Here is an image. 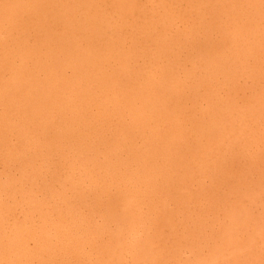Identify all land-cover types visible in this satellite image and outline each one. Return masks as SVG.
Returning <instances> with one entry per match:
<instances>
[{"label": "rangeland", "instance_id": "1", "mask_svg": "<svg viewBox=\"0 0 264 264\" xmlns=\"http://www.w3.org/2000/svg\"><path fill=\"white\" fill-rule=\"evenodd\" d=\"M2 1L3 0H0V4ZM93 1L97 5L96 9L99 11V15H102V18H104L106 25H107V28L105 30L106 32L103 33L99 38H96V41H94V46H96L98 49H103V51H104V48H106L107 45H110L112 42H116V40L119 39L120 42H118L119 45H117L118 49H121L123 52L127 53L126 56L125 57L122 56V58H116V56H112V58L109 59V61L105 64V66L102 64V69H104L103 72L107 76H111L114 73H115V75H119L120 73L125 72L126 75H121L120 78H119V76H117V79L120 82L121 86L123 84L126 85L125 87H123V86L121 87L119 84V89L121 91H124V93L125 92L129 93L132 91H136V92L140 91L137 88H140V89L146 88L147 89L150 87V89H151V88H153V86L159 90L161 88L162 93H163L167 88H168V90H170L171 87L169 85H171L173 83L172 87L174 86V89H178V92L180 94L178 93L177 96H175V94L173 95L171 93L170 96L172 98H170L169 100H166L168 104L170 103L169 106H168V104L166 105V107L168 106L167 110H169L170 112L176 111L175 114H173V112L170 113L169 111H167V113L165 115H163V117L162 116L159 117V116H157L158 115L157 110L154 109L157 112V113L154 112V115L157 116L158 118H154L155 116H152V118L154 119V121L159 119V121L161 120V122L158 121L159 123L157 122V124H156V122H155V124H154V121L152 119H151L152 121L151 120L147 121L148 117L145 118V116H144L145 121L143 118H141L142 121L144 123L147 121L146 123L148 124V122H149V124L147 126L146 125L143 126L142 128L140 127V130H139V128H138L139 126H136V128H135L134 121L132 119H130L129 112H128L127 108L124 105H122L121 99H117L115 101L114 100L115 96L113 95L112 91L106 89V91H107L106 95H105L106 98L102 97L101 104L100 105H94V107L92 106L90 109L89 124L91 125L92 128L90 129V132L85 131L84 135H85V137H87V135H90V137L91 136L92 137L91 138L89 137L88 138L89 140L88 139L85 140V142H84L85 144H83L84 147L82 148V150H80V151H77L74 149L68 150L66 152L65 159H61V161L59 158H57V160H56L55 156L52 158L53 160L51 159L50 161L45 162V163L43 161V164L41 167L43 179H41V181L46 182V180H47V182L49 184L51 183V187L54 189V191H55V189H57V194H55L56 192H54L53 195H51V193L49 191H48V193H46L47 190H43V191L41 190V188L44 187V183L40 184L41 183L40 180L36 184L37 187L38 186L39 187L37 188L36 186H34L36 203L39 205L42 204L41 205V208H43L42 212L45 213V215H46V213L48 211L47 219L50 218L49 219L50 222H47L48 224L44 228H47L48 231L50 232L51 236H53V234L55 232L54 231L55 226L59 222H61V223H63V225L65 226V228L68 231H71V235H73V236L74 235L75 236L76 235H82V233L84 231L83 230L84 227L86 228V225L88 224V223L85 224L86 222L82 223V221L85 219V217L88 218L90 216L91 221L93 223L90 224L91 226L89 225V227H90L89 230L94 229V225L97 223V225H95V228L100 233L95 236V239H94L95 245H92V246L88 245V246L84 247V249L82 251V255L84 257H81L80 264H98V261L100 259H102V261L103 260L107 261L108 260L107 256H101L100 257V255H98V252L95 250L93 251L92 249H97L101 245H106V246L110 245L111 244V236H115V238H116L117 235L119 234V232L122 236V238H121L122 244L120 247H121V250L124 251L123 261H122V259L120 261L122 264H133L134 263V257H135L134 252L135 251L139 252L137 245L146 238L147 239L143 242H146V241H148V239H151V238L155 239V242L157 245L156 247L158 248L159 256H160L159 257V264H195L197 260L199 262V258L197 259V255L195 253L200 251V254L203 257H206L209 254H211L210 250H211L212 246H214L213 244L217 245V243H216L217 236H215V234L218 235V238L221 237L220 239H222L224 236V235L222 236V234H224V232H227L229 229H233V230L237 231V232L235 231L236 235L234 233L233 234L236 236V238L235 237L234 238L236 239V241L238 240V243L239 242H241V243L245 242V243H248V245H249V243L251 244L252 241L254 243V244L252 243L254 249L253 248L247 249V248L242 247V252H241V249H240V251L236 250L237 251L235 253L236 254V260L237 261L239 260L238 264H244V261L245 262L247 261V264H248V260L251 259V255H252L253 251H254V253H253L254 255H252V256H256V257L260 258V262H263V264H264V243H262V242H264V239H263L264 238V176H263L264 175V0H225V2H224V0H195V1L194 0H191V1L190 0H183L184 2L182 0H180L182 2H180L179 0H176V1L175 0L174 1L165 0V2H164V0L163 1L160 0L161 1L160 2L158 0L160 3L157 0H151V1L150 0H146V1L140 0L144 5H147L145 7H143L144 5H142V3L138 0L137 2L139 4L137 5V8H139V9H136L134 14L132 13L133 15L121 14L120 11L114 5L113 0H93ZM170 1H172V3ZM189 1L191 2V4H188V3H190ZM200 1L202 2V5H201ZM146 2L149 3V6ZM152 2H154V3H152ZM175 2H177V3H175ZM195 2L197 4H195ZM213 2L215 5L213 4ZM140 3L142 6L140 5ZM157 3L159 5L158 8H157ZM230 3L232 5H230ZM186 4H188V5H186ZM153 5H154L153 8L155 11L154 10L152 11ZM167 5H169V8L171 10L168 9ZM139 6H141V7H139ZM206 6H208V7H206ZM193 7H194V9H192ZM232 7L233 8L235 7V8L233 9ZM115 9H116V11H115ZM140 9H141V11H140L141 13H139ZM165 9H166V11H164ZM195 9H197V11ZM245 9H247V10H245ZM144 10L147 11V13ZM179 10L181 11V14H180ZM162 11H164V12H162ZM173 11L176 12V13L174 12L175 15H174V13H172ZM178 11H179V15H178ZM142 12H143V15H139V14H142ZM166 12H168L169 15ZM184 12H185V14L188 13V15L186 14L187 16L184 14L186 17H183L184 15L182 16V14ZM196 12H198V13H196ZM144 13H146V14L144 15ZM150 13L153 15L154 14L158 15V16H153ZM159 14H161V15L159 16ZM189 14H190V16H189ZM129 15L132 16V18ZM133 16H134V19H133ZM175 16H176V19H175ZM177 16L179 17L180 22H178ZM151 17H153V18H151ZM164 17L165 18L167 17V18L164 19ZM168 17H169V19H168ZM136 18H138L137 22H136ZM182 18H183V22H181ZM187 18H188V20H185ZM152 19L154 21L155 20L156 21L153 22ZM191 19H193L194 22ZM254 19H256V20H254ZM123 20L125 22H126V20L129 21V22L128 21L126 22V23H128L127 27H125L126 23ZM132 20H134V21H132ZM139 20L141 22L142 21L143 22L141 23ZM161 20H162V22H160ZM196 20L198 23H196ZM121 21H123V22H121ZM167 21L169 24L172 21V23H171L172 25L170 24L171 25L170 28L168 27L169 24L167 23ZM80 23H85L84 26H86L88 28L90 26L92 27V25H93L90 22V19L87 18V16H86L85 20L80 21ZM130 23H131L132 28L129 27ZM163 23H164V25H163ZM201 24H203V25L201 26ZM122 25H124V27ZM137 25L139 26V29H138ZM141 25H143L145 28H143V26H141ZM192 25H193V28L190 27ZM151 26L153 27V29L150 28ZM185 26H186V31H185V28H183ZM136 27H137V29H136ZM146 27H148V28H146ZM194 27H196V28H194ZM125 28H127V30ZM162 28L163 29L167 28V30H163ZM130 29L132 30L133 33H131ZM144 29H145V31L141 32ZM147 29H149V30H147ZM137 30H139L141 33L138 32ZM180 30L182 33L179 32ZM187 30H189V32ZM190 30L192 31V33ZM211 30H212V32H211ZM147 31H150V32H147ZM194 31L196 33H193ZM118 32H120V33H118ZM136 32H137V34H136ZM146 32H147V35H146ZM154 32L156 34H154ZM161 32L164 34L166 33V34L164 36H162ZM167 32H168V34H167ZM197 32H198V34H197ZM148 33H150V34H148ZM180 33H181V35L185 33V35L181 36ZM118 34H120V35H118ZM135 34H136V36H134ZM195 34H196V36L199 35V37L194 36ZM114 35L116 37H114ZM138 35H140V36H138ZM143 35L145 37L140 38ZM174 35L175 36L178 35L180 37V39L176 38L177 39L176 41L178 42V44H177V42L175 43V36ZM147 36H149L148 37V39H150L149 41L146 39ZM187 36L189 38H186ZM138 37L140 38V40ZM150 37H153V39H155L156 41ZM158 37H161V38H158ZM164 37H167L168 39L164 38ZM170 37H171V39H170ZM193 38H195V39L193 40ZM121 39L123 40L122 42H121ZM197 39H198V42H197ZM119 40H117V41H119ZM136 40H137V42H136ZM205 40H207V41H205ZM139 41H142V42H139ZM161 41H162V43H161ZM210 41H212V42H210ZM187 42L188 43L190 42V43L188 44ZM146 43H148L149 46H147ZM155 43L156 44L159 43L162 45L164 44V45L161 46L158 44L160 46L159 47V46H156ZM184 43L187 45V47H185L186 45ZM131 44H133V45H131ZM208 44H210V45H208ZM165 45H166V48L164 47ZM259 45H260V47H258ZM129 46H130V48H129ZM139 46H140V48H139ZM190 46L192 47V49ZM171 47H172V49H171ZM161 48H163V49L161 50ZM133 49H135V50H133ZM137 49L139 50V53H138ZM166 49H167V51L171 49L170 51L173 54L170 51L169 52L171 53V55H174L172 58V61L170 58L171 57L170 54L165 55L164 52L166 51ZM186 49H188V50H186ZM196 49H198V51ZM133 51H135V52H133ZM142 51L145 52L144 55H143ZM156 51H157V53H156ZM158 51L159 52L161 51L160 52L161 56L159 55L160 53ZM129 52H131V54ZM182 52H184V54ZM146 53H148V54H146ZM188 54L192 55V57L190 56L192 59L187 57V56H189ZM206 54L209 57H211V62L213 63L212 67H210L209 65H208L209 67L207 66V63H206L207 61L205 60V59H207ZM167 55H168V58H167ZM147 56H148L149 60H148ZM163 56L165 57L164 59H163ZM132 57H133V59H132ZM143 57H145V58H143ZM134 58L137 59V63L135 61L136 59H134ZM138 58L140 59L139 60L140 65H138L139 64ZM146 58H147V60H145ZM129 59L131 60V62H130L131 64L130 63L128 64ZM141 59H142V61H141ZM185 60L187 62H185ZM149 61L151 64L149 63ZM132 62H135V63H132ZM177 62H178V64H177ZM194 62H196V63H194ZM203 62L205 64H203ZM180 63H182V65ZM183 63H185V64H183ZM190 63L191 64L193 63L192 66ZM145 64L148 67L145 68ZM172 64L174 66L176 65L175 69H173ZM153 65H154V67H153ZM140 66H142V67H140ZM138 67H140V68H138ZM156 67H158V68L155 70ZM181 67H183V68H181ZM185 67H186V69H185ZM150 68H151L152 72L150 71ZM191 69L193 70V72H191L192 71ZM196 69H198V70L196 71ZM176 70H177V72H176ZM199 70H201V72ZM155 71H157V72H155ZM174 71L177 73L178 79H177L176 73H174ZM204 71H206L205 72V74L207 73L206 75L204 74ZM224 71H226V72H224ZM137 72L139 74L141 73L142 75H138ZM143 72L145 75H143ZM183 73L184 74L187 73V74H185L186 78H184L185 75ZM71 74H72L71 71L68 70L67 78L69 80L73 79V75H71ZM147 74H149V75H147ZM150 74H152V75H150ZM156 74H157V77L153 76ZM166 74H167V77H166ZM193 74H194V76H193ZM187 75H189V77H187ZM255 75H256V78L254 77ZM160 76H161V78H160ZM199 76H201V77H199ZM249 76H251V77H249ZM139 77H141V79L139 80L140 82L138 81ZM192 77H193V79H192ZM130 78H132V79H130ZM143 78H144V80L142 82ZM206 78H207V80L209 78L210 84H209V82H206V84H203V80L204 79L206 80ZM133 79H136L137 81L133 80ZM169 79L171 80V83L169 82L170 81ZM146 80L148 83L146 82ZM192 81H193V83H192ZM180 82H184L185 85L181 86L183 83L179 84ZM137 83H139V84L144 83V84H147L148 86L144 85V84L143 85H141V84L137 85ZM165 83L167 84V86H165L166 85ZM168 83H169V85H168ZM219 83H221V84H219ZM224 83H225V85H224ZM132 84H134V85H132ZM157 84L159 86L158 88H157ZM151 85H153V86H151ZM192 85L194 87H191ZM196 85H198V86H196ZM135 86H137V87H135ZM178 86H180V87H178ZM200 86L204 87V88H201L200 90L196 91L195 88L200 87ZM162 87H163V89H162ZM187 87H189V88L187 89ZM126 88H128V89H126ZM164 88H165V90H164ZM180 88H183V91L180 90ZM120 90H118L117 92H118V94L121 95ZM231 90H233V91L231 92ZM165 92H167V90ZM189 93H191V95H189ZM234 93H236L237 95ZM184 94L187 96L186 98H185ZM177 98L179 101L177 100ZM106 99L107 100L112 99V101H114V103L116 102V105L114 103L112 105L111 100L107 101ZM185 99H186V101H185ZM188 99L190 100V102ZM77 100H78V98L76 99V102L74 104L75 106L79 105V103L81 102V101H79V100L77 101ZM175 100L178 101V103L175 102ZM171 101H173V102H171ZM180 101H182L183 103ZM179 102L181 103L180 109H179V107H180ZM184 102H185V104H184ZM172 103L173 104L175 103V104L173 105ZM176 104L179 106H177ZM136 105H139V103L137 102ZM176 106H177V108H175ZM182 106H184V107H182ZM208 106H210L209 109H208ZM172 107H174L173 109H178V111L173 110ZM192 107L194 108V110ZM154 110H152L150 107V112L151 111L153 112ZM189 110L192 111V113ZM208 110H209V112H208ZM193 111L196 113V115H194L195 113ZM147 112H149V111L148 110L145 111V113H147ZM200 112H202V113L200 114ZM260 112H262V113H260ZM177 114H178V116H177ZM148 115H150V114L148 113ZM172 116H173V119H172ZM183 116H185V118ZM187 116H189V117H187ZM251 116H252V119H251ZM174 117H175V119H174ZM177 117H179V118L176 119ZM233 117H235V118H233ZM166 118H167V121L165 120ZM183 119L185 121V124L188 122L186 125L184 124V121H182ZM122 121L125 122V123H123L124 125L121 123ZM164 121H166V122H164ZM195 121H197V122H195ZM119 122L121 123V125H118V124H120ZM189 122L192 124H190ZM126 123H129V124L126 125ZM163 123H165L166 126ZM179 123H180L182 128L180 127ZM130 124H132V125H130ZM149 125H150V127H148ZM117 126H118V128H116ZM151 126H152V128H151ZM154 126H156V127H154ZM164 126H165V128H164ZM144 127H145V129H144ZM157 127H160V128H157ZM114 128H115V130H113ZM130 128L133 131L132 132L133 135L130 134L131 131L129 132ZM154 128H157V129H154ZM153 129L155 130V131H153L154 133L157 131L154 136H153L154 133L152 132ZM186 129H187V134H186ZM182 130L183 131L185 130V132H183V133L181 132V134L179 136V133ZM190 130L192 131V133H190L191 132ZM162 131H163V136L161 137L160 135H162V133H161ZM134 132L135 133L137 132V133L135 134ZM126 133L128 134V136ZM149 133H151V134H149ZM158 133H160V134L158 135ZM170 133L172 134V140L170 139V136H171ZM124 134H126V135H124ZM139 134H141L143 137ZM184 134H186V136L188 135L187 136L188 140H186L187 138H184V137H186ZM111 135H112V137H110ZM149 135H151V138ZM156 135L160 136L159 138H161L162 140H165V143H167V144L165 145L163 143V145H162V140L159 139L158 137L157 138L159 140L156 141V143H158V144H155V143L152 144V142L154 141V138H156ZM189 135H191V136L189 137ZM196 135H197V137H196ZM201 135H202V137H201ZM134 136H136V137H134ZM140 136L142 138L139 139ZM214 136H215V138H214ZM130 137L131 138L134 137V138L130 139ZM163 137H165V138L163 139ZM112 138H114V139H112ZM127 138H128V142H131V140H132V142L128 143ZM191 138H192V140H191ZM218 138H220V140H218ZM129 139H130V141H129ZM134 139L136 141H134ZM177 139H181L183 144L179 140L176 141ZM221 139H222V141H221ZM117 140H119V141L117 142ZM121 140L123 141V144L121 143ZM147 140H148V142H147ZM195 140L196 141L198 140L199 142H195ZM141 142H142V144L144 143L143 146L145 148L141 146ZM147 143L149 145L151 144V146H147L148 145ZM125 144H126V146H125ZM129 144H131V145L129 146ZM186 144H189L190 147H189V145H186ZM174 145L176 146L177 149H175ZM185 145H186V147H185ZM200 145H201V147H200ZM157 146L158 147L164 146L163 148L160 147L161 150L164 149L163 152L166 151L165 148L167 146H168L167 147L168 149L166 148L167 151L165 153H163L160 149H158ZM172 146H174V147H172ZM178 146H179V148H178ZM139 148H140V150H139ZM146 149L152 150L153 153H151V151H146ZM153 149H155V150H153ZM157 149H158V151H157ZM191 149H192V151H190ZM168 150L173 151V153L176 154L175 157L173 156L174 154L171 151H170V154L167 153V152H169ZM186 150H187V152H186ZM193 150H195V152L197 151L196 153H197L198 157L195 154L196 158L195 157L189 158L190 156L187 154H188V152L195 153V152H193ZM198 150H200V151H198ZM98 151H99V153H98ZM142 151H144V155H143ZM156 151H157V153H156ZM174 151H176V152H174ZM154 152L156 154H154ZM182 152H184V154ZM72 153H73V155H72ZM141 153L143 156H141ZM129 154H131V155H129ZM147 154H149L148 158H147ZM157 155H158V157H157ZM168 155H170V156H168ZM182 155H185V156L187 155L186 158H188V159L184 158L185 156L182 157ZM179 156H180V158H179ZM199 156L202 158H200ZM90 157H91V160H89ZM153 157H155V159ZM217 157H219V159ZM79 158H80V160H79ZM85 158H87V159H85ZM144 158H145V160H144ZM151 158H153V159H151ZM162 158L163 159L166 158V159L161 160ZM73 159H75L74 162H73ZM174 159L175 160L177 159V160L175 161ZM143 160H144V162H143ZM148 160H149V162H148ZM170 160H172V162H170ZM231 160H233V161H231ZM81 161H83L84 164L87 163V164H85V165H87V168ZM91 161H93V164ZM150 161H153V162L151 163ZM173 162L176 163V165L173 164ZM41 163L42 162L39 161L38 166H40ZM58 163H61V164L59 165ZM155 164H157V166ZM169 164H170V166H168ZM172 164L175 166H173ZM79 165H81V166H79ZM164 165H165V167H164ZM68 166H69V169L71 167L72 170L67 169ZM186 167L188 168L187 170H186ZM48 169H49V171L47 173ZM84 169H86V171ZM55 170H57L58 173H55V172H57ZM18 171H19V165L18 164H15L9 170H7L6 167H5V169H3V165L0 164V172L5 175V176H2L3 179L6 178L7 173H10V174L12 173L13 175L11 174V176L13 177V179H15L17 177L18 179L17 178L16 179L20 180L19 178L21 177L20 176L21 174ZM82 171H83V173H82ZM190 172H192V173H190ZM44 174H46V175H44ZM51 174L54 176L53 178H51V176H52ZM55 174H57L56 176H58V177H56ZM68 174H69V177H68ZM184 174H186V175H184ZM183 175L185 176V178H183L184 177ZM93 177H94V179H93ZM187 177H189V179H187ZM71 178H74V179H71ZM88 178L90 179V181ZM245 178H246V180H244ZM68 179H69V181H68ZM77 179L80 183L77 181ZM175 179H176V181H174ZM54 180H56L57 182L55 183ZM95 180L97 182H94ZM172 180L174 182H171ZM179 180H181V181L185 180V186L187 188H183L182 183ZM72 181H74V182L76 181V182L74 183ZM244 181H245V184L243 183ZM248 181H249V183H248ZM64 182H65V184H64ZM77 182L80 185L76 184ZM59 183L62 186H64L63 188L64 189L66 188L67 191H65L66 189L63 190L62 186ZM28 184H29V186L31 185L30 183H28ZM29 186H27L28 188H26L25 190H28ZM75 186H76V188H75ZM81 186H83V187H81ZM104 187H105L106 193L103 190ZM248 187H249V189H248ZM84 189L85 190L87 189V190L85 191ZM184 189H187V191L184 192L185 191ZM216 189H218V190H216ZM74 191L79 192V195L81 193L83 194V192H84V194L86 195L85 196L83 194L85 197V205H82V203H79L78 195H76L78 193H75ZM108 191L113 193L112 195L110 194L111 195L110 197H109ZM61 192L63 195L61 194ZM66 192H67V194H66ZM86 192H90L92 197L90 196L89 193H86ZM179 192H181V193H179ZM59 193H60V195H59ZM54 194H55V196H54ZM191 194H193V195H191ZM66 195H67V198L65 197ZM179 195H181V196L187 195V197H189L188 195H191L190 201H188L189 206L187 205L186 207H184L183 205L179 204V200H177L178 198H180V197H178ZM63 197H65L66 199H68V197L69 198L71 197V199H68V201L75 208L79 207L78 212L81 211V213H80V215L75 216V217H77L76 218L77 220L74 219L75 217H73L72 215H71L72 217H70V215L68 214L67 207L64 205V203H62ZM86 197H88L89 200L91 199V201H86V200H88ZM42 198H46V199L44 200ZM72 198H74V199H72ZM108 198H109V200H107ZM5 199H4V202H6V207L9 204H12V201H10L9 198H5ZM17 200L20 204H18V206L15 208L17 210L16 212L14 211V208L5 210L6 208L2 207L3 208L2 209L0 206V216L4 217L3 218L4 221H0V223H2L0 229L1 230L3 229L2 231L5 233L6 236H8V235H9L8 237L12 236L13 235L12 230L14 227L13 221L17 220V218H18L21 220V222L22 221L26 222L25 223L26 226H25V224L23 222L21 223L20 220H17L21 224H24L25 227L34 229L35 231H38V232H39V229L41 231L43 228V226H42L43 222H41L39 213L38 212L37 213L36 212L30 213L31 212L30 209H32V208L29 209V206H27V204H25V201L23 199H21L20 197H18ZM19 200H21V202ZM39 200H40V202H39ZM51 200H52V202H51ZM110 200L111 201L115 200L116 205L114 206V208L116 211H118V213H120L119 211L122 209L123 206L126 207V205H125L126 203L123 201H129L130 202L131 205H129V206L131 207L132 214H131V217L126 219L128 221H127L124 228H122V226L118 222H115V221L109 219V217L106 213V210H107V207H109V204H110L109 201ZM43 201H45V202H43ZM75 201H77V202H75ZM240 201H241V204H239V205H241V206H240V209L238 211L241 214V217H240L241 220L244 219V223L242 224V221L239 219L240 222L237 221L236 225H232V224H235V222H232V224H231L230 223L231 221L227 217L232 213L231 212L233 209L232 204H234V203L238 204ZM54 202H56V203L59 202L56 205L57 207L54 206ZM115 202H114V204H115ZM21 203H22L23 207L21 206ZM86 206H89V208ZM116 207H118V208H116ZM207 207H208V209H207ZM209 207H210V209H209ZM52 208H54V209H52ZM164 208L167 211L166 213L164 212ZM58 209H60V210L63 209L62 211H59V212H62L61 214H62V217L64 219L63 221H61L59 216H58V213H59ZM22 214H23V216H22ZM162 214H163V216H164V214H167L170 217L172 215V221L173 222H172V225H170V229H169V227L164 228V232H162L164 238L162 237V238L158 239L156 237V233H158L157 229L162 225V222H161L163 219ZM243 215H245V216H243ZM78 216L80 217V219L78 218ZM123 216L125 217V215H123ZM102 217L105 218V220L100 221ZM258 217H260V218H258ZM10 218H11V220H9ZM26 218L28 221H25ZM106 219H107V222H106ZM34 221H36V222H34ZM105 223H106V225H105ZM158 223H159V225H158ZM129 224L132 225V227L128 226ZM38 225H40L39 228H38ZM80 226H81V228H80ZM99 226H101V227H99ZM230 227H234L235 229L230 228ZM118 228H120V229H118ZM131 228L133 230H131ZM150 228H151V231H150ZM10 229H12L11 230L12 233H11ZM61 229H63V227H61ZM117 229L120 231H117ZM5 231H7V232H5ZM9 231L12 235L9 233ZM232 231H230V232H232ZM198 232H199V234H201L199 236V239L192 240V234L198 233ZM133 233L134 234L136 233V235H138V236H136L137 238L135 237V235ZM143 233L145 235L146 234L147 235L145 236ZM82 236H85V235H82ZM232 237H233V235H232ZM11 238H13V237H11ZM140 238H141V240H139ZM250 238H252V239H250ZM247 240H249V241L247 242ZM50 241H52V243H51L52 246H54V244H57V240L55 238L51 237ZM33 242L34 241L28 242V248L32 252L36 251V249H37L35 243H33ZM165 245H167V246H165ZM154 247H155V244H154ZM88 248H89V250H88ZM229 249L230 248H228L227 250H229ZM237 249L239 250V248H237ZM119 250H118V252L120 253L121 250L120 251ZM224 250H225V252L227 251L226 249H224ZM83 252H84V254H83ZM225 252L223 254L224 256L222 255L221 260L219 259V261L217 263L221 262L220 264H223L222 262H224V261L228 262V261L232 260V256L234 255L233 251H232V253L227 252L226 254H225ZM255 252H256V254H255ZM86 254H87V256H86ZM62 256H63V259H61V256L59 257V255H56V258L54 257L55 260H52L51 258L50 259L45 258L44 260L46 261V264H50V261H51V264H56L57 262H58L57 264H60V263H62V261H64L66 263L67 258L64 257V255H62ZM93 256H95V257H93ZM119 256L120 255L118 254L117 259H119ZM229 258H231V259L228 260ZM173 260H175V261H173ZM256 260H257V258H256ZM71 261L72 262H68V263L77 264V262H78V261H76L75 258ZM38 262H39L38 259H34V260L30 261V263H32V264H39ZM251 262H252V260H251ZM217 263H215V264H217ZM108 264H111V263H108Z\"/></svg>", "mask_w": 264, "mask_h": 264}, {"label": "bare ground", "instance_id": "2", "mask_svg": "<svg viewBox=\"0 0 264 264\" xmlns=\"http://www.w3.org/2000/svg\"><path fill=\"white\" fill-rule=\"evenodd\" d=\"M138 0H113L114 5L116 6V8L120 11L121 14L123 15H128L131 14L133 15L134 12L136 11L137 5L139 4L137 2ZM140 1V0H139ZM142 1V0H141ZM140 1V2H141ZM146 1V0H144ZM151 1V0H150ZM158 1V0H157ZM160 1V0H159ZM158 1V2H159ZM163 1V0H162ZM174 1V0H172ZM172 1H170L172 3ZM176 1V0H175ZM180 1V0H179ZM183 1V0H182ZM180 1V2H182ZM191 1V0H190ZM189 1V2H190ZM195 1V0H194ZM149 2V1H148ZM161 2V1H160ZM159 2V3H160ZM165 2V0H164ZM179 2V3H180ZM184 2V1H183ZM188 2V1H187ZM201 2V1H200ZM199 2V3H200ZM219 2V1H218ZM225 2V0H224ZM251 2V1H250ZM142 3V2H141ZM140 3V5H141ZM147 3V2H146ZM150 3V2H149ZM149 3L148 6H149ZM154 3V2H152ZM177 3V2H175ZM156 4V3H155ZM168 4V3H167ZM188 4H191L188 3ZM186 4V5H188ZM195 4H197L195 2ZM214 4V2H213ZM142 5H144L142 3ZM141 5V6H142ZM151 5V4H150ZM171 5V4H170ZM183 5V4H182ZM193 5V4H192ZM202 5V2H201ZM215 5V4H214ZM230 5H232L230 3ZM139 6V7H141ZM147 5H144L143 7H145ZM158 3H157V8H158ZM168 9L169 8V5ZM190 6V5H189ZM254 6V5H253ZM154 5L152 6V11L154 10ZM188 7V6H187ZM186 7V8H187ZM199 7V6H198ZM208 7V6H206ZM97 5L94 3L93 0H3L0 4V164L3 165V169H5V167L7 168V170H9L11 167H13L15 164L19 165V171L20 172V180H17L16 178L13 179V177L11 176L10 173L6 174V178H2V176H5L3 173L0 172V206L1 208H6L7 209H12L14 208V211L16 212L17 210L15 209L18 204H20L17 200L18 197H20L21 199H23L25 201V204H27V206H29L30 209V213H39L40 215V219L41 222H43V228L39 232L35 231L34 229L31 228H27L26 226V222H23L25 224H21V220L17 218V220H20V222H18L17 220H14L13 222V230L10 229V231H13V235L8 237L5 235V233L0 229V264H32L30 263L31 260L34 259H38V263L39 264H46V261L44 260L45 258L47 259H52L55 260L54 257L56 258V255H59V257L61 256V259H63V256L67 258L66 263L64 261H62V263L60 264H71L68 262H72L71 260H73L74 258L76 259L77 264H80L81 261V257H84L82 255V251L84 249L85 246H92L95 245V236L97 234H99L100 232L95 228V225H97V223L94 225V229L89 230V225L92 224L93 222L91 221V217L89 216L88 218L85 217V219L82 221V223L86 222V228L84 227V231L82 233V235H71V231H68L65 226L63 225V223L59 222L56 226H55V232L53 234V236H51L50 232L48 231L47 228H44L48 223L50 222L49 219H47V214L48 211L45 215V213H43L41 208V205L36 203V196H35V192H34V186L37 187V182L42 178V164L43 161L48 162L50 161L54 156L57 160V158L60 159H65L66 156V152L68 150H77L80 151L82 150V148L84 147L83 144H85V140H87L90 135H87V137H85L84 132H90V129L92 128L91 125L89 124V115H90V109L91 107L94 105H100L101 104V100L102 97L104 98L106 95V89L112 91L113 95L115 96L114 100L116 101L117 99H121L122 105H124L128 112H129V116L130 119H132L134 121V125L135 128L136 126H139V130L140 127L142 128L143 126H147L149 124L146 123L149 120H153L152 116L154 115V112H158L157 116H162L165 115L167 113V108L169 106V104L167 103L166 100H169L170 98H172L170 96V94L172 93L173 95L175 94V96H177L178 89H174V86L172 87V84L168 85L171 87L170 90H168V88L166 89L167 92H165V88H164V92L162 93V90L160 88L156 89L153 85V88L150 89L149 88H137L140 91H132V92H125L121 91L119 89V84L120 82L117 79V76L121 75H126L125 72L120 73L119 75H115V73L111 76H107L103 71L104 69H102V64L105 66V64L109 61L110 58H112V56H116V58H122L126 56L127 53L123 52L121 49H118L117 45H119L118 42L116 40V42H112L110 45H107L106 48L103 49H98L96 46H94V41H96V38H99L103 33H105L107 25L106 22L104 20V18H102V15H99V11L96 9ZM185 8V9H186ZM233 8V7H232ZM235 8V7H234ZM233 8V9H234ZM146 9V8H145ZM156 9V8H155ZM162 9V8H161ZM164 9V8H163ZM175 9V8H174ZM194 9V7L192 8ZM191 9V10H192ZM199 9V8H198ZM201 9V8H200ZM227 9V8H226ZM157 10V9H156ZM171 10V9H170ZM187 10V9H186ZM197 11V9H195ZM247 10V9H245ZM116 11V9H115ZM141 9L139 10V13ZM145 11V10H144ZM155 11V10H154ZM158 11V10H157ZM166 11V9L164 10ZM162 11V12H164ZM180 11V10H179ZM179 11H178V15H179ZM138 12V11H137ZM147 13V11H145ZM160 12V11H159ZM158 12V13H159ZM171 12V11H170ZM175 11H173L172 13H174ZM133 13V14H132ZM144 13V15L146 14ZM149 13V12H148ZM154 13V12H153ZM157 13V12H156ZM168 13V12H166ZM165 13V14H166ZM176 13V12H175ZM174 13V15H175ZM198 13V12H196ZM120 14V15H121ZM138 14V13H137ZM151 14V13H150ZM181 14V11H180ZM185 14V12L182 14V16ZM188 15V13H186ZM185 14V15H186ZM208 14V13H207ZM139 15H143L139 14ZM138 15V16H139ZM148 15V14H147ZM153 15V14H151ZM150 15V16H151ZM161 14H159L160 16ZM169 15V13H168ZM171 15V14H170ZM183 17H186V16ZM194 15V14H193ZM90 19V22L93 24L92 27L88 28L85 25V23H80V21H84L85 18ZM122 16V15H121ZM130 16V15H129ZM128 16V17H129ZM135 16V15H134ZM133 16V19H134ZM153 16H158V15H153ZM190 16V14H189ZM220 16V15H219ZM132 18V16H130ZM170 17V16H169ZM168 17V19H169ZM174 17V16H173ZM192 17V16H191ZM153 18V17H151ZM161 18V17H160ZM167 18V17H166ZM164 17V19H166ZM178 18V22L179 21V17ZM189 18V17H188ZM185 19V20H188ZM196 18V17H195ZM217 18V17H216ZM126 19V18H125ZM130 19V18H129ZM136 18V22H137ZM140 19V18H139ZM150 19V18H149ZM159 19V18H158ZM157 19V20H158ZM167 19V20H168ZM172 19V18H171ZM170 19V20H171ZM176 19V16H175ZM232 19V18H231ZM144 20V19H143ZM153 20V19H152ZM169 20V21H170ZM193 21V19H191ZM256 20V19H254ZM124 21V20H123ZM121 21V22H123ZM128 20H126L127 22ZM134 21V20H132ZM140 21V20H139ZM156 21V20H155ZM153 20V22H155ZM166 21V20H165ZM174 21V20H173ZM177 21V20H176ZM217 21V20H216ZM120 22V23H121ZM125 22V21H124ZM125 22V23H126ZM129 22V21H128ZM135 22V23H136ZM141 22V21H140ZM143 22V21H142ZM141 22V23H142ZM149 22V21H148ZM162 22V20L160 21ZM183 22V18L182 21ZM185 22V21H184ZM189 22V21H188ZM194 22V21H193ZM192 22V23H193ZM202 22V21H201ZM150 23V22H149ZM159 23V22H158ZM168 23V21H167ZM172 23V21L170 22V24ZM186 23V22H185ZM196 23L197 20H196ZM217 23V22H216ZM127 24L125 25V27H127ZM144 24V23H143ZM151 24V23H150ZM169 24V23H168ZM169 24V28L170 25ZM195 24V23H194ZM193 24V25H194ZM135 25V24H134ZM133 25V26H134ZM147 25V24H146ZM160 25V24H159ZM164 25V23H163ZM182 25V24H181ZM190 25V24H189ZM193 25L190 26L193 28ZM203 24H201L202 26ZM124 27V25H122ZM138 26V25H137ZM143 26V25H141ZM140 26V27H141ZM150 26V25H149ZM198 26V25H197ZM200 26V27H201ZM206 26V25H205ZM129 27H131V23L129 25ZM165 27V26H164ZM163 27V28H164ZM178 27V26H177ZM199 27V26H198ZM207 27V26H206ZM216 27V26H215ZM132 28V27H131ZM143 28H145L143 26ZM148 28V27H146ZM150 28L153 29V27L151 26ZM162 28V29H163ZM168 28V29H169ZM185 28L186 31V26L183 27ZM188 28V27H187ZM196 28V27H194ZM127 30V28H125ZM137 29V27H136ZM139 29V26H138ZM141 29V28H140ZM155 29V28H154ZM161 29V30H162ZM172 29V28H171ZM179 29V28H178ZM200 29V28H199ZM198 29V30H199ZM131 30V29H130ZM149 30V29H147ZM156 30V29H155ZM163 30H167V28L163 29ZM192 30V29H191ZM190 30V31H191ZM196 30V29H195ZM203 30V29H202ZM209 30V29H208ZM117 31V30H116ZM138 32H140L139 30H137ZM145 29L141 32H144ZM158 31V30H157ZM184 31V30H183ZM189 32V30H187ZM207 31V30H206ZM115 32V31H114ZM140 32V33H141ZM150 32V31H147ZM146 32V35H147ZM152 32V31H151ZM156 32V31H155ZM154 32V34H156ZM160 32V31H159ZM164 32V31H163ZM181 32V30L179 31ZM210 32V31H209ZM212 32V30H211ZM117 33V32H116ZM120 33V32H118ZM131 33L132 30H131ZM176 33V32H175ZM182 33V32H181ZM180 33V35H181ZM192 33V31H191ZM193 33H196L195 31ZM208 33V32H207ZM226 33V32H225ZM242 33V32H241ZM128 34V33H127ZM137 34V32H136ZM136 34L134 36H136ZM150 34V33H148ZM166 34V33H165ZM164 33L161 32V35L164 36ZM168 34V32H167ZM198 34V32H197ZM209 34V33H208ZM120 35V34H118ZM179 35V34H178ZM177 35V36H178ZM183 36L185 35L182 34ZM181 35V36H182ZM193 35V34H192ZM191 35V36H192ZM207 35V34H206ZM215 35V34H214ZM133 36V35H132ZM140 36V35H138ZM150 36V35H149ZM147 36V40L149 41L150 39H148ZM152 36V35H151ZM158 36V35H157ZM175 36V35H174ZM177 36H175V43L177 42V39H180V37L178 38ZM189 36V35H188ZM186 38H189V37ZM196 36V34L194 35ZM199 37V35H197ZM196 36V37H197ZM114 37H116L114 35ZM131 37V36H130ZM144 38L145 36H141L140 38ZM216 37V36H215ZM244 37V36H243ZM139 38V37H138ZM139 38V40H140ZM153 39V37H150ZM155 38V37H154ZM161 38V37H158ZM167 38V37H164ZM173 38V37H172ZM177 38V39H176ZM185 38V39H186ZM213 38V37H212ZM115 39V38H114ZM123 39V38H122ZM121 39V42L123 41ZM130 39V38H129ZM163 39V38H162ZM168 39V38H167ZM171 39V37H170ZM195 38H193L194 40ZM204 39V38H203ZM132 40V39H131ZM135 40V39H134ZM145 40V39H144ZM155 40V39H153ZM130 41V40H129ZM152 41V40H151ZM156 41V40H155ZM154 41V42H155ZM159 41V40H158ZM179 41V40H178ZM196 41V40H195ZM207 41V40H205ZM204 41V42H205ZM213 41V40H212ZM210 41V42H212ZM126 42V41H125ZM131 42V41H130ZM137 42V40H136ZM142 42V41H139ZM153 42V41H152ZM185 42V41H184ZM198 42V39H197ZM200 42V41H199ZM225 42V41H224ZM132 43V42H131ZM134 43V42H133ZM144 43V42H143ZM162 43V41H161ZM188 43V42H187ZM190 43V42H189ZM188 43V44H189ZM192 43V42H191ZM208 43V42H207ZM147 46H149L148 43H146ZM159 44V43H158ZM156 44V46H163L162 44ZM166 44V43H165ZM178 44V42H177ZM183 44V43H182ZM181 44V45H182ZM185 44V43H184ZM193 44V43H192ZM196 44V43H195ZM202 44V43H201ZM223 44V43H222ZM133 45V44H131ZM137 45V44H136ZM186 45V44H185ZM203 45V44H202ZM210 45V44H208ZM122 46V45H121ZM127 46V45H126ZM151 46V45H150ZM153 46V45H152ZM184 46V45H183ZM194 46V45H193ZM128 47V46H127ZM138 47V46H137ZM160 47V46H159ZM166 48V45L164 46ZM181 47V46H180ZM187 47V45L185 46ZM191 47V46H190ZM204 47V46H203ZM202 47V48H203ZM260 47V45L258 46ZM130 48V46H129ZM140 48V46H139ZM124 49V48H123ZM126 49V48H125ZM163 48H161L162 50ZM172 49V47H171ZM170 49V50H171ZM184 49V48H183ZM192 49V47H191ZM190 49V50H191ZM201 49V48H200ZM135 50V49H133ZM138 50V49H137ZM136 50V51H137ZM166 49V51L164 52L165 55L166 54H170L171 55V51ZM185 50V49H184ZM188 50V49H186ZM198 51V49H196ZM251 50V49H250ZM126 51V50H125ZM149 51V50H148ZM164 51V50H163ZM171 53H170V52ZM200 51V50H199ZM204 51V50H203ZM223 51V50H222ZM135 52V51H133ZM143 52V51H142ZM159 52V51H158ZM161 52V51H160ZM159 52V53H160ZM189 52V51H188ZM232 52V51H231ZM131 54V52H129ZM128 53V54H129ZM137 53V52H136ZM139 53V50H138ZM145 52H143L144 55ZM157 53V51H156ZM155 53V54H156ZM184 54V52H182ZM205 53V52H204ZM129 54V55H130ZM148 54V53H146ZM163 54V53H162ZM173 54V53H172ZM208 54V53H207ZM206 54L207 59H205L207 62V66L209 65L210 67L213 66V63L211 62V57H209ZM257 54V53H256ZM134 55V54H133ZM142 55V56H143ZM157 55V54H156ZM161 56V53L159 54ZM164 55V56H165ZM169 55V56H170ZM187 55V54H186ZM189 58L192 57V55L188 54ZM131 56V55H130ZM137 56V55H136ZM135 56V57H136ZM158 56V55H157ZM159 56V57H160ZM163 56V59L165 58ZM174 55H171V61ZM176 56V55H175ZM191 56V57H190ZM198 56V55H197ZM212 56V55H211ZM129 57V56H128ZM138 57V56H137ZM146 57V56H145ZM143 57V58H145ZM142 58V59H143ZM148 58V56H147ZM147 58L145 60H147ZM162 58V57H161ZM168 58V55H167ZM177 58V57H176ZM194 58V57H193ZM133 59V57H132ZM136 59V58H134ZM141 59V61H142ZM192 59V58H191ZM235 59V58H234ZM140 59L138 58V63ZM149 60V58H148ZM166 60V59H165ZM128 64L131 62V60H128ZM137 63V59L135 60ZM194 61V60H193ZM185 62H187L185 60ZM190 62V61H189ZM201 62V61H200ZM199 62V63H200ZM205 62V61H204ZM203 62V64H205ZM237 62V61H236ZM135 63V62H132ZM143 63V62H142ZM150 63V61H149ZM148 63V64H149ZM153 63V62H152ZM196 63V62H194ZM234 63V62H233ZM131 64V63H130ZM151 64V63H150ZM169 64V63H168ZM178 64V62H177ZM182 65V63H180ZM185 64V63H183ZM191 64V63H190ZM193 64V63H192ZM191 64V66H192ZM235 64V63H234ZM134 65V64H133ZM140 65V63L138 64ZM143 65V64H142ZM171 65V64H170ZM169 65V66H170ZM180 65V66H181ZM202 65V64H201ZM151 66V65H150ZM179 66V65H178ZM195 66V65H194ZM206 66V65H205ZM208 66V67H209ZM129 67V66H128ZM131 67V66H130ZM142 67V66H140ZM138 67V68H140ZM144 67V66H143ZM148 67L145 64V68ZM152 67V66H151ZM154 67V65H153ZM171 67V66H170ZM169 67V68H170ZM173 69L176 68V65L174 66L172 64ZM136 68V67H135ZM137 68V69H138ZM158 67L155 68V70ZM180 68V67H179ZM183 68V67H181ZM199 68V67H198ZM148 69V68H147ZM153 69V68H152ZM186 69V67H185ZM194 69V68H193ZM202 69V68H201ZM209 69V68H208ZM207 69V70H208ZM71 71V75H73V79L69 80L67 78V72ZM190 70V69H189ZM192 70V69H191ZM198 69H196L197 71ZM206 70V71H207ZM133 71V70H132ZM139 71V70H138ZM149 71V70H148ZM151 71V68H150ZM164 71V70H163ZM201 72V70H199ZM203 71V70H202ZM204 71V74L205 72ZM236 71V70H235ZM246 71V70H245ZM141 72V71H140ZM152 72V71H151ZM157 72V71H155ZM177 72V70H176ZM174 71V73H176ZM193 72V70L191 71ZM195 72V71H194ZM226 72V71H224ZM243 72V71H242ZM138 73V72H137ZM146 73V72H145ZM149 73V72H148ZM173 73V74H174ZM189 73V72H188ZM131 74V73H130ZM129 74V75H130ZM133 74V73H132ZM184 74V73H183ZM187 74V73H185ZM184 74V75H185ZM190 74V73H189ZM207 74V73H206ZM205 74V75H206ZM209 74V73H208ZM224 74V73H223ZM70 75V76H71ZM138 75H142L141 73ZM143 75L144 72H143ZM149 75V74H147ZM152 75V74H150ZM191 75V74H190ZM157 77L156 75H153ZM194 76V74H193ZM248 76V75H247ZM261 76V75H260ZM116 77V78H115ZM143 77V76H142ZM150 77V76H149ZM167 77V74H166ZM165 77V78H166ZM176 77H177V73H176ZM187 77H189V75H187ZM201 77V76H199ZM210 77V76H209ZM251 77V76H249ZM256 78V75L254 76ZM258 77V76H257ZM71 78V77H70ZM155 78V77H154ZM161 78V76H160ZM186 78V75L185 77ZM132 79V78H130ZM141 79V77H139L138 81ZM148 79V78H147ZM152 79V78H151ZM168 79V78H167ZM178 79V77H177ZM188 79V78H187ZM193 79V77H192ZM200 79V78H199ZM136 80V79H133ZM144 78L142 79L143 82ZM150 80V79H149ZM148 80V81H149ZM162 80V79H161ZM164 80V79H163ZM170 80V79H169ZM207 80V78H206ZM205 79L203 80V84H206V82H209V78L206 81ZM224 80V79H223ZM137 81V80H136ZM152 81V80H151ZM165 81V80H164ZM163 81V82H164ZM188 81V80H187ZM134 82V81H133ZM140 82V81H139ZM141 82V83H142ZM147 82V80H146ZM150 82V81H149ZM153 82V81H152ZM151 82V83H152ZM157 82V81H156ZM162 82V81H161ZM171 83V80L169 81ZM179 82V81H178ZM191 82V81H190ZM202 82V81H201ZM131 83V82H130ZM140 83V84H141ZM145 83V82H144ZM143 83V84H144ZM148 83V82H147ZM183 83L181 86H184L185 83L184 82H180L179 84ZM193 83V81H192ZM213 83V82H212ZM136 84V83H135ZM139 83H137L138 85ZM139 84V85H140ZM141 84V85H143ZM159 84V83H158ZM157 84V88L159 87ZM166 84V83H165ZM196 84V83H195ZM200 84V83H199ZM210 84V82H209ZM217 84V83H216ZM221 84V83H219ZM228 84V83H227ZM134 85V84H132ZM147 85V84H144ZM164 85V84H163ZM225 85V83H224ZM223 85V86H224ZM121 86V84H120ZM123 87H125L126 85H122ZM121 86V87H122ZM148 86V85H147ZM150 86V85H149ZM167 86V84L165 85ZM187 86V85H186ZM198 86V85H196ZM222 86V87H223ZM133 87V86H132ZM137 87V86H135ZM139 87V86H138ZM141 87V86H140ZM143 87V86H142ZM180 87V86H178ZM190 87V86H189ZM187 87V89L189 88ZM191 87H194L193 85ZM185 88V87H184ZM201 88L204 87H196V91L200 90ZM128 89V88H126ZM163 89V87H162ZM186 89V90H187ZM193 89V88H192ZM215 89V88H214ZM118 90H120L121 95L118 94ZM180 90L183 91V88H180ZM194 91V90H193ZM233 90H231L232 92ZM169 92V93H168ZM213 92V91H212ZM240 92V91H239ZM238 92V93H239ZM217 93V92H216ZM180 94V93H179ZM183 94V93H182ZM209 94V93H208ZM236 94V93H234ZM185 95V94H184ZM189 95H191V93H189ZM194 95V94H193ZM197 95V94H196ZM237 95V94H236ZM235 95V96H236ZM182 96V95H181ZM216 96V95H215ZM230 96V95H229ZM228 96V97H229ZM187 96L185 95V98ZM200 97V96H199ZM78 98L79 101H81L79 103V105H74L76 102V99ZM106 98V97H105ZM183 98V97H182ZM216 98V97H215ZM229 99V98H228ZM75 100V101H74ZM77 100V101H78ZM107 100V99H106ZM111 100V104L113 105L114 101ZM107 100V101H109ZM178 100V98H177ZM181 100V99H180ZM189 100V99H188ZM187 100V101H188ZM222 100V99H221ZM235 100V99H234ZM179 101V100H178ZM178 101L175 100V102L178 103ZM186 101V99H185ZM204 101V100H203ZM137 102L139 103V105H136ZM170 102V101H169ZM173 102V101H171ZM182 102V101H180ZM179 102V103H180ZM190 102V100H189ZM183 103V102H182ZM220 103V102H219ZM228 103V102H227ZM116 105V102L114 103ZM168 104V106L166 107V105ZM173 104V103H172ZM171 104V105H172ZM175 104V103H174ZM173 104V105H174ZM185 104V102H184ZM183 104V105H184ZM177 105V104H176ZM179 106V105H177ZM177 106L175 108H177ZM186 106V105H185ZM246 106V105H245ZM150 107L152 110H154L153 112H150ZM171 107V106H170ZM184 107V106H182ZM210 106H208L209 109ZM174 107H172L173 109ZM181 108V103H180V107ZM186 108V107H185ZM193 108V107H192ZM149 111L147 113H145V111ZM173 110H177L178 109H173ZM194 110V108H193ZM240 110V109H239ZM242 110V109H241ZM251 110V109H250ZM181 111V110H180ZM190 111V110H189ZM188 111V112H189ZM245 111V110H244ZM125 112V111H124ZM156 112V113H157ZM170 112V111H169ZM173 112V111H171ZM170 112V113H171ZM176 112V111H175ZM175 112H173V114H175ZM184 112V111H183ZM186 112V111H185ZM192 113V111H190ZM194 112V111H193ZM198 112V111H197ZM209 112V110H208ZM148 113L150 115H148ZM180 113V112H179ZM195 113V112H194ZM202 112H200L201 114ZM224 113V112H223ZM233 113V112H232ZM262 113V112H260ZM127 114V113H126ZM153 114V115H152ZM148 115V116H147ZM192 115V114H191ZM190 115V116H191ZM196 115V113L194 114ZM148 117L147 121L144 123L142 121L141 118L144 119ZM157 116H155L154 118H158ZM174 116V115H173ZM172 116V119H173ZM178 116V114H177ZM180 116V115H179ZM193 116V115H192ZM259 116V115H258ZM261 116V115H260ZM166 117V116H165ZM185 118V116H183ZM189 117V116H187ZM179 117H177L176 119H178ZM235 118V117H233ZM237 118V117H236ZM249 118V117H248ZM161 119V118H160ZM175 119V117H174ZM194 119V118H193ZM202 119V118H201ZM252 119V116H251ZM151 120V121H152ZM167 121V118L165 119ZM248 120V119H247ZM145 121V119H144ZM159 121V119H157L156 121H154V124L156 122ZM164 121V122H166ZM169 121V120H168ZM175 121V120H174ZM184 121V119L182 120ZM161 122V120L159 121ZM158 122V123H159ZM171 122V121H170ZM197 122V121H195ZM201 122V121H200ZM120 123V122H119ZM122 124L125 122H121ZM118 124V125H121ZM152 123V122H151ZM173 123V122H172ZM182 123V122H181ZM188 123V122H187ZM186 123V124H187ZM190 123V122H189ZM129 123H126V125H128ZM133 124V123H132ZM130 124V125H132ZM165 125V123H163ZM162 124V125H163ZM177 124V123H176ZM175 124V125H176ZM185 124V121H184ZM185 124V125H186ZM192 124V123H190ZM124 125V124H123ZM161 125V124H160ZM180 125V123H179ZM184 125V126H185ZM159 126V125H158ZM166 126V125H165ZM164 126V128H165ZM169 126V125H168ZM172 126V125H171ZM177 126V125H176ZM189 126V125H188ZM228 126V125H227ZM122 127V126H121ZM150 127V125L148 126ZM156 127V126H154ZM162 127V126H161ZM181 127V125H180ZM203 127V126H202ZM118 128V126L116 127ZM134 128V127H133ZM152 128V126H151ZM160 128V127H157ZM154 128V129H157ZM169 128V127H168ZM173 128V127H172ZM176 128V127H175ZM182 128V127H181ZM184 128V127H183ZM195 128V127H194ZM145 129V127H144ZM150 129V128H149ZM152 130L155 131V130ZM177 129V128H176ZM115 130V128L113 129ZM117 130V129H116ZM120 130V129H119ZM137 130V129H136ZM167 130V129H166ZM165 130V131H166ZM179 130V129H178ZM177 130V131H178ZM201 130V129H200ZM220 130V129H219ZM131 131L130 134H132V130L130 128L129 132ZM191 131V130H190ZM229 131V130H228ZM119 132V131H118ZM117 132V133H118ZM140 132V131H139ZM157 132V131H156ZM156 132L153 134V136L156 134ZM160 132V131H159ZM167 132V131H166ZM170 132V131H169ZM181 132H185V130L180 131L179 136L181 134ZM194 132V131H193ZM216 132V131H215ZM230 132V131H229ZM246 132V131H245ZM116 133V134H117ZM121 133V132H120ZM135 133V132H134ZM137 133V132H136ZM135 133V134H136ZM162 135H160L161 137L163 136V131L161 132ZM192 133V131L190 132ZM189 133V134H190ZM115 134V133H114ZM127 134V133H126ZM124 134V135H126ZM151 134V133H149ZM160 133H158L159 135ZM171 134V133H170ZM186 134H187V129H186ZM186 134H184L186 136ZM243 134V133H242ZM133 135V134H132ZM141 135V134H139ZM138 135V136H139ZM178 135V134H177ZM176 135V136H177ZM214 135V134H213ZM240 135V134H239ZM128 136V134H127ZM130 136V135H129ZM137 136V135H136ZM134 136V137H136ZM142 136V135H141ZM139 137L142 138V137ZM151 138V135H149ZM148 136V137H149ZM160 136L156 135V138H154V141L152 142L155 144L156 141H158ZM170 136V135H169ZM188 136V135H187ZM184 137V138H187ZM191 135H189L190 137ZM92 137V136H91ZM90 137V138H91ZM112 137V135L110 136ZM116 137V136H115ZM133 137V138H134ZM159 139H158V138ZM197 137V135H196ZM202 137V135H201ZM213 137V136H212ZM219 137V136H218ZM130 137V139H133ZM147 138V137H146ZM165 137H163L164 139ZM183 138V139H184ZM215 138V136H214ZM248 138V137H247ZM114 139V138H112ZM116 139V138H115ZM123 139V138H122ZM129 139V141H130ZM145 139V138H144ZM170 139L172 140V134L170 136ZM202 139V138H201ZM209 139V138H208ZM89 140V139H88ZM125 140V139H124ZM143 140V139H142ZM162 140V139H161ZM181 141V139H177L176 141ZM188 140V138L186 139ZM192 140V138H191ZM218 140H220V138H218ZM119 140H117L118 142ZM134 141H136L134 139ZM144 141V140H143ZM142 141V142H143ZM170 141V140H169ZM222 141V139H221ZM127 142H128V138H127ZM132 142V140H131ZM128 142V143H131ZM141 142V146H143ZM148 142V140H147ZM161 142V141H160ZM179 142V143H180ZM186 142V141H185ZM189 142V141H188ZM195 142H199L198 140ZM194 142V143H195ZM121 143L123 144V141L121 140ZM151 143V142H150ZM163 143L166 145L167 143H165V140H162V145ZM224 143V142H223ZM148 144V143H147ZM175 144V143H174ZM177 144V143H176ZM183 144V143H182ZM201 144V143H200ZM249 144V143H248ZM255 144V143H254ZM131 144H129L130 146ZM160 145V144H159ZM189 145V144H186ZM185 145V147H186ZM202 145V144H201ZM200 145V147H201ZM89 146V145H88ZM92 146V145H91ZM96 146V145H95ZM124 146V145H123ZM126 146V144H125ZM147 146H151V144L147 145ZM175 146V145H174ZM172 146V147H174ZM211 146V145H210ZM158 147V146H157ZM159 146L158 149H160ZM164 147V146H163ZM162 147V148H163ZM168 147V146H167ZM166 147V148H167ZM171 147V148H172ZM181 147V146H180ZM190 147V145H189ZM199 147V146H198ZM213 147V146H212ZM221 147V146H220ZM223 147V146H222ZM228 147V146H227ZM130 148V147H129ZM141 148V147H140ZM139 148V150H140ZM145 148V147H144ZM155 148V147H154ZM165 148V150L167 151V149ZM170 148V147H169ZM179 148V146H178ZM214 148V147H213ZM90 149V148H89ZM94 149V148H93ZM126 149V148H125ZM135 149V148H134ZM148 149V148H147ZM146 151H151L152 150H147ZM156 149V148H155ZM153 149V150H155ZM157 149V151H158ZM175 149L176 146H175ZM199 149V148H198ZM204 149V148H203ZM202 149V150H203ZM215 149V148H214ZM229 149V148H228ZM87 150V149H86ZM144 150V149H143ZM161 150V149H160ZM164 150V149H163ZM163 150H161L163 152ZM128 151V150H127ZM126 151V152H127ZM145 151V152H146ZM156 151V153H157ZM160 151V152H161ZM165 151V152H166ZM169 151V150H168ZM171 151V150H170ZM170 151L167 152L170 154ZM178 151V150H177ZM180 151V150H179ZM182 151V150H181ZM184 151V150H183ZM192 151V149L190 150ZM200 151V150H198ZM159 152V153H160ZM163 152V153H165ZM173 153V151H171ZM176 152V151H174ZM187 152V150H186ZM193 152H195V150H193ZM197 152V151H196ZM191 153L188 152L187 155H189V158H193L197 156V153ZM205 152V151H204ZM89 153V152H88ZM99 153V151H98ZM130 153V152H129ZM143 155H144V151H142ZM141 153V156H143ZM148 153V152H147ZM150 153V154H151ZM154 152V154H156ZM158 153V154H159ZM184 154V152H182ZM202 153V152H201ZM235 153V152H234ZM161 154V153H160ZM174 154V153H173ZM196 154V156H195ZM205 154V153H204ZM73 155V153H72ZM121 155V154H120ZM131 155V154H129ZM147 154V158H148ZM176 154H174L173 156L175 157ZM181 155V154H180ZM186 155V156H187ZM201 155V154H200ZM89 156V155H88ZM127 156V155H126ZM137 156V155H136ZM151 156V155H150ZM156 156V155H155ZM170 156V155H168ZM172 156V155H171ZM185 155H182V157H184ZM186 156L184 158H186ZM203 156V155H202ZM139 157V156H138ZM158 157V155H157ZM177 157V156H176ZM198 157V156H197ZM200 157V156H199ZM205 157V156H204ZM212 157V156H211ZM74 158V157H73ZM95 158V157H94ZM141 158V157H140ZM155 159V157H153ZM151 158V159H153ZM167 158V157H166ZM164 158V159H166ZM180 158V156H179ZM202 158V157H200ZM207 158V157H206ZM219 159V157H217ZM87 159V158H85ZM84 159V160H85ZM143 159V158H142ZM160 159V158H159ZM163 158L161 160H164ZM188 159V158H186ZM53 160V159H52ZM75 159H73L74 162ZM80 160V158H79ZM91 160V157L90 159ZM93 160V159H92ZM145 160V158H144ZM143 160V162H144ZM175 160V159H174ZM177 160V159H176ZM175 160V161H176ZM185 160V159H184ZM41 161V165L38 166V162ZM88 161V160H87ZM86 161V162H87ZM98 161V160H97ZM157 161V160H156ZM180 161V160H179ZM178 161V162H179ZM233 161V160H231ZM72 162V163H73ZM83 163V161H81ZM93 164V161H91ZM149 162V160H148ZM147 162V163H148ZM151 163L153 161H150ZM170 162H172V160H170ZM169 162V163H170ZM194 162V161H193ZM205 162V161H204ZM67 163V162H66ZM76 163V162H75ZM136 163V162H135ZM168 163V162H167ZM187 163V162H186ZM202 163V162H201ZM59 165L61 163H58ZM57 164V165H58ZM71 164V163H70ZM84 164V163H83ZM82 164V165H83ZM87 164V163H85ZM84 164V165H85ZM90 164V163H89ZM134 164V163H133ZM162 164V163H161ZM166 164V163H165ZM173 164L176 165V163L173 162ZM172 164V165H173ZM181 164V163H180ZM188 164V163H187ZM224 164V163H223ZM251 164V163H250ZM48 165V164H47ZM55 165V164H54ZM63 165V164H62ZM65 165V164H64ZM68 165V164H67ZM83 165V166H84ZM154 165V164H153ZM157 166V164H155ZM160 165V164H159ZM173 165V166H175ZM186 165V164H185ZM189 165V164H188ZM194 165V164H193ZM45 166V165H44ZM81 166V165H79ZM82 166V167H83ZM87 168V165H85ZM84 166V167H85ZM89 166V165H88ZM170 166V164L168 165ZM231 166V165H230ZM239 166V165H238ZM48 167V166H47ZM56 167V166H55ZM83 167V168H84ZM165 167V165H164ZM199 167V166H198ZM219 167V166H218ZM81 168V167H80ZM106 168V167H105ZM190 168V167H189ZM209 168V167H208ZM56 169V168H55ZM67 169H69V166L67 167ZM71 169V167H70ZM69 169V170H70ZM82 169V168H81ZM91 169V168H90ZM95 169V168H94ZM161 169V168H160ZM169 169V168H168ZM181 169V168H180ZM188 168L186 167V170ZM200 169V168H199ZM207 169V168H206ZM215 169V168H214ZM60 170V169H59ZM72 170V169H71ZM83 170V169H82ZM86 171V169H84ZM46 171V170H45ZM49 169L47 170L48 173ZM57 171V170H55ZM84 171V172H85ZM240 171V170H239ZM44 172V171H43ZM201 172V171H200ZM243 172V171H242ZM45 173V172H44ZM55 173H58L55 172ZM68 173V172H67ZM83 173V171H82ZM188 173V172H187ZM192 173V172H190ZM236 173V172H235ZM238 173V172H237ZM263 173V172H262ZM94 174V173H93ZM205 174V173H204ZM13 175V174H12ZM46 175V174H44ZM52 175V174H51ZM57 174H55L56 176ZM88 175V174H87ZM95 175V174H94ZM93 175V176H94ZM108 175V174H107ZM186 175V174H184ZM183 175V176H184ZM71 176V175H70ZM104 176V175H103ZM110 176V175H109ZM182 176V177H183ZM195 176V175H194ZM193 176V177H194ZM242 176V175H241ZM249 176V175H248ZM264 176V175H263ZM54 176L52 175L51 178H53ZM58 177V176H56ZM55 177V178H56ZM69 177V174H68ZM89 177V176H88ZM173 177V176H172ZM192 177V176H191ZM45 178V177H44ZM185 178V176L183 177ZM59 179V178H58ZM74 179V178H71ZM89 179V178H88ZM94 179V177H93ZM187 179H189V177H187ZM239 179V178H238ZM242 179V178H241ZM240 179V180H241ZM243 180V179H242ZM246 180V178L244 179ZM55 183L57 182L56 180H54ZM69 181V179H68ZM78 181V179H77ZM90 181V179H89ZM113 181V180H112ZM176 181V179L174 180ZM173 180L171 182H174ZM181 181V180H179ZM183 181V182H182ZM182 186L183 188H187L185 186V180H182ZM262 181V180H261ZM51 182V181H50ZM67 182V181H66ZM71 182V181H70ZM74 182V181H72ZM76 182V181H75ZM74 182V183H75ZM79 182V181H78ZM76 183L78 185H80L79 183ZM93 182V181H92ZM94 182H97L96 180ZM217 182V181H216ZM30 183L31 185L29 186ZM44 183V187L41 188V190H47L46 193H48V191L51 193V195H53L54 192H56L55 194H57V189H54L51 187V183L49 184L46 180V182H42L40 184ZM53 183V182H52ZM245 184V181L243 182ZM249 183V181H248ZM60 184V183H59ZM65 184V182H64ZM252 184V183H251ZM53 185V184H52ZM57 185V184H56ZM61 185V184H60ZM181 185V184H180ZM212 185V184H211ZM257 185V184H256ZM27 186H29L28 190H25L26 188H28ZM62 186V185H61ZM66 186V185H65ZM77 186V185H76ZM75 186V188H76ZM249 186V185H248ZM39 187V186H38ZM37 187V188H38ZM64 186H62V189L65 190L63 188ZM83 187V186H81ZM80 187V188H81ZM85 187V186H84ZM244 187V186H243ZM55 188V187H54ZM60 188V187H59ZM86 188V187H85ZM102 188V187H101ZM220 188V187H219ZM259 188V187H258ZM249 189V187H248ZM38 190V189H37ZM85 190V189H84ZM87 190V189H86ZM85 190V191H86ZM103 190L105 191V187L103 188ZM111 190V189H110ZM186 192L187 189H184ZM218 190V189H216ZM247 190V189H246ZM67 191V189L65 190ZM189 191V190H188ZM75 193H78L76 195H78V199H79V203H82V205H85V197H84V192L83 194L81 193L79 195V192L74 191ZM96 192V191H95ZM109 192V191H108ZM191 192V191H190ZM253 192V191H252ZM261 192V191H260ZM45 193V194H46ZM89 193L90 192H86ZM94 193V192H93ZM106 193V191H105ZM104 193V194H105ZM181 193V192H179ZM189 193V192H188ZM196 193V192H195ZM194 193V194H195ZM54 194V196H55ZM62 194V192H61ZM67 194V192H66ZM109 197L113 194L111 192L108 193ZM111 194V195H110ZM255 194V193H254ZM60 195V193H59ZM58 195V196H59ZM63 195V194H62ZM193 195V194H191ZM191 195H188L189 197H187V195L181 196L179 195L177 200H179V204L183 205L184 207H186L187 205L189 206V202ZM198 195V194H197ZM196 195V196H197ZM86 196V195H85ZM89 196V195H88ZM91 196V194H90ZM106 196V195H105ZM108 196V195H107ZM45 197V196H44ZM67 198V195L65 196ZM65 197L62 198V203H64V205L67 207V212L70 215V217H75L77 215H80L81 211L78 212V208L74 207L69 201L68 199H71V197L68 199H66ZM92 197V196H91ZM193 197V196H192ZM219 197V196H218ZM5 198H9L10 201H12V204H7L8 206L6 207V202H4ZM88 199V197H86ZM237 198V197H236ZM243 198V197H242ZM42 199H46V198H42ZM58 199V198H57ZM74 199V198H72ZM230 199V198H229ZM6 200V199H5ZM53 200V199H52ZM51 200V202H52ZM56 200V199H55ZM54 200V201H55ZM109 200V198L107 199ZM122 200V199H121ZM198 200V199H197ZM240 200V199H239ZM9 201V200H8ZM9 201V202H10ZM21 202V200H19ZM42 201V200H41ZM60 201V200H59ZM74 201V200H73ZM86 201H91V199L86 200ZM115 200H110L109 201V207H107L106 213L109 217V219L118 222L122 228L125 227L126 223L128 220H126L127 218L131 217L132 214V210L131 207L129 205L130 202L129 201H123L126 204V207L123 206L122 209L119 211L120 213H118V211L115 210L114 206L116 205V202L114 204ZM225 201V200H224ZM40 202V200H39ZM45 202V201H43ZM42 202V203H43ZM50 202V201H49ZM77 202V201H75ZM48 203V202H47ZM59 203V202H58ZM58 203L54 202V206H56ZM24 204V205H25ZM96 204V203H95ZM108 204V203H107ZM128 204V205H127ZM232 204V203H231ZM241 204V201L236 204H232V213L227 217L231 222H235V224L232 225H236L237 221H239V219L241 220V214L238 211L240 209L239 205ZM63 205V204H62ZM97 205V204H96ZM13 206V207H12ZM20 206V205H19ZM21 206L23 207L22 203ZM201 206V205H200ZM243 206V205H242ZM45 207V206H44ZM57 207V206H56ZM59 207V206H58ZM61 207V206H60ZM82 207V206H81ZM89 208V206H86ZM192 207V206H191ZM215 207V206H214ZM2 208V209H3ZM51 208V207H50ZM118 208V207H116ZM28 209V208H27ZM54 209V208H52ZM93 209V208H92ZM208 209V207H207ZM206 209V210H207ZM210 209V207H209ZM49 210V209H48ZM57 210V209H56ZM63 210V209H62ZM60 209H58L59 211H62ZM246 210V209H245ZM53 211V210H52ZM66 211V210H65ZM203 211V210H202ZM219 211V210H218ZM9 212V211H8ZM13 212V211H12ZM57 212V211H56ZM164 212L166 213L167 211L164 208ZM208 212V211H207ZM50 213V212H49ZM52 213V212H51ZM62 212L58 213V216L60 218L61 221H63V217H62ZM79 213V214H78ZM205 213V212H204ZM13 214V213H12ZM16 214V213H15ZM57 214V213H56ZM207 214V213H206ZM225 214V213H224ZM247 214V213H246ZM245 214V215H246ZM31 215V214H30ZM34 215V214H33ZM72 215V216H71ZM92 215V214H91ZM101 215V214H100ZM125 215V217L123 216ZM227 215V214H226ZM243 215V216H245ZM23 216V214H22ZM65 216V215H64ZM84 216V215H83ZM102 216V215H101ZM163 216V214H162ZM242 216V217H243ZM26 217V216H25ZM3 216H0V221H4ZM77 217H75L74 219H76ZM78 218L80 219V217L78 216ZM103 218V217H102ZM100 221L105 220V218H103ZM245 218V217H244ZM250 218V217H249ZM260 218V217H258ZM157 219V218H156ZM247 219V218H246ZM253 219V218H252ZM11 220V218L9 219ZM23 220V219H22ZM77 220V219H76ZM82 220V219H81ZM25 221H28L27 218ZM37 221V220H36ZM34 221V222H36ZM67 221V220H66ZM242 224L244 223V219L241 220ZM32 222V221H31ZM30 222V223H31ZM105 222V221H104ZM107 222V219H106ZM162 225L157 229L156 233V237L159 238H164L163 233L164 232V228L165 227H169L170 229V225H172V215L171 217L167 214H164L163 219H162ZM5 223V222H4ZM73 223V222H72ZM0 223V227H1ZM11 224V223H10ZM71 224V223H70ZM79 224V223H78ZM109 224V223H108ZM230 224V225H231ZM68 225V224H67ZM99 225V224H98ZM106 225V223H105ZM159 225V223H158ZM40 225H38L39 228ZM82 226V225H81ZM80 226V228H81ZM91 226V225H90ZM130 227H132V225H128ZM204 226V225H203ZM10 227V226H9ZM59 227V228H58ZM61 227H63V229H61ZM78 227V226H77ZM101 227V226H99ZM201 227V226H200ZM41 228V227H40ZM230 228H234V227H230ZM120 229V228H118ZM117 231H120L118 230ZM229 229V228H228ZM227 229V230H228ZM235 229V228H234ZM5 230V229H4ZM131 230H133L131 228ZM233 229H229L227 232H224V234H222L223 238L220 239L221 237L218 238V235L215 234V236H217L216 238V243L217 245L213 244L214 246H212L210 253L208 256L203 257L200 254V251H198L197 253H195L197 255V259L199 258V262L198 260L196 261L195 264H215L219 261V259L221 260L222 255L224 254L225 250L224 249H228L225 252V254L227 252H231L233 251L234 255L232 256V260L231 261H224L222 262L223 264H238V261L236 260V252L240 251L242 252V247L244 248H253V241L252 243L248 245V243L245 242H239L238 240L236 241V230ZM8 231V230H7ZM5 231V232H7ZM137 231V230H136ZM151 231V228H150ZM232 231V232H230ZM203 232V231H202ZM237 232V231H236ZM102 233V232H101ZM139 233V232H138ZM235 235H234V234ZM262 233V232H261ZM7 234V233H6ZM134 234V233H133ZM144 234V233H143ZM135 237L138 236L136 235V233L134 234ZM141 235V234H140ZM145 235V234H144ZM147 235V234H146ZM145 235V236H146ZM201 234L198 233H194L192 234V240L194 239H199V236ZM233 235V237H232ZM261 235V234H260ZM169 236V235H168ZM255 236V235H254ZM13 237V238H11ZM52 238H55L57 240V244H54V246H52ZM141 237V236H140ZM235 237V238H234ZM97 238V237H96ZM101 238V237H100ZM122 236L119 232V234L117 235V237L115 238V236H111V244L110 245H101L99 248L97 249H92L93 251H97L98 255L101 256H107L108 260L105 261L102 259H100L98 261V264H122L120 261L122 259L123 261V253L124 251L121 250V244H122ZM137 238V237H136ZM146 238V237H145ZM147 239V238H146ZM146 239H144L143 241H145ZM171 239V238H170ZM204 239V238H203ZM252 239V238H250ZM264 239V238H263ZM141 240V238L139 239ZM29 241H34L33 243H35L37 249L36 251L32 252L29 248H28V242ZM140 242L137 245L138 251L139 252H134V263L133 264H159V251L158 248L156 247V242L154 238L148 239V241L146 242ZM249 240H247L248 242ZM101 242V241H100ZM245 243V244H244ZM264 243V242H262ZM107 244V243H106ZM155 244V247H154ZM254 244V243H253ZM99 246V245H98ZM167 246V245H165ZM170 246V245H169ZM172 246V245H171ZM94 247V246H93ZM120 247V248H119ZM189 247V246H188ZM263 247V246H262ZM124 248V247H123ZM172 248V247H171ZM192 248V247H191ZM239 248V250L237 249ZM34 249V250H35ZM81 249V250H80ZM121 251H120V250ZM254 249V248H253ZM80 250V251H79ZM89 250V248H88ZM118 250L120 251V253L118 252ZM195 250V249H194ZM224 250V251H223ZM232 250V251H231ZM237 250V251H236ZM246 250V249H245ZM261 250V249H260ZM170 251V250H169ZM172 251V250H171ZM244 251V250H243ZM194 252V251H193ZM89 253V252H88ZM251 253V252H250ZM254 253V251H253ZM252 253V255H254ZM62 254V255H61ZM84 254V252H83ZM118 254L119 259L118 258ZM194 254V255H195ZM256 254V252H255ZM117 255V256H116ZM251 255V259L248 260V264H263V262H260V258L256 257V256H252ZM87 256V254H86ZM96 256V255H95ZM93 256V257H95ZM224 256V255H223ZM196 257V256H195ZM116 258V259H115ZM257 258V260H256ZM58 259V258H57ZM56 259V260H57ZM231 258H229L228 260H230ZM85 260V259H84ZM87 260V259H86ZM252 260V262H251ZM50 261V260H49ZM175 261V260H173ZM241 261V260H240ZM53 262V261H52ZM58 263V262H57ZM56 263V264H57ZM221 262L217 263L220 264ZM51 264V261H50ZM244 264H247V261H244Z\"/></svg>", "mask_w": 264, "mask_h": 264}]
</instances>
